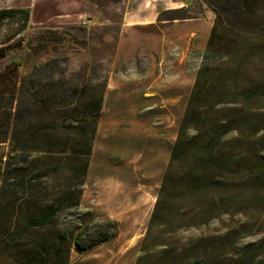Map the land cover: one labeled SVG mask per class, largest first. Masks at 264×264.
Listing matches in <instances>:
<instances>
[{"label":"rangeland","instance_id":"374dc122","mask_svg":"<svg viewBox=\"0 0 264 264\" xmlns=\"http://www.w3.org/2000/svg\"><path fill=\"white\" fill-rule=\"evenodd\" d=\"M237 3L241 12L227 17L221 36L240 41L247 37L249 49H264V0ZM0 6L30 11L25 30L20 22L0 29V96L5 107L11 106L24 77L53 60L54 71L37 72L36 79L56 80L67 96L77 86L104 87L85 177L76 176L78 165L70 151L61 155L30 147L15 151L11 141L0 143L1 184L10 168L9 178L21 176L24 180L19 183H30L31 189L15 201V208H10L13 214L1 216L0 264H21L15 248L40 237L46 238L49 249L59 240L64 242V261L52 259L49 264H138L143 254L140 244L216 24L213 9L203 0H9ZM232 25L235 33L228 36ZM221 58L222 54L216 61ZM244 62L246 84L264 79L261 61L246 54ZM239 102L249 113L264 114V99ZM5 113L0 112V128L8 125ZM143 118L146 130L143 122L136 121ZM261 125L264 129V116ZM256 140L263 161L257 168L264 174V130ZM250 156L254 163L257 156L253 152ZM259 183L246 181L247 206L239 214L169 238L195 246L192 240L197 237L229 231L212 263L264 264V184ZM78 185V206L65 205L53 226L29 232L9 246L4 225L18 229L27 215H38L69 191L77 194L73 187ZM107 223L117 225L115 232L111 230L115 237L83 254L76 251L79 233L88 228L98 231Z\"/></svg>","mask_w":264,"mask_h":264},{"label":"trees","instance_id":"16d2710c","mask_svg":"<svg viewBox=\"0 0 264 264\" xmlns=\"http://www.w3.org/2000/svg\"><path fill=\"white\" fill-rule=\"evenodd\" d=\"M5 1L9 0H0ZM203 1L213 9L217 20L179 127L147 233L140 244L143 254L138 264H214V253L220 251L221 240L230 235L229 231L197 237L192 240L196 242L195 246H192L193 242L179 243L169 236L180 231L199 230L225 216L239 214L247 206L246 181H258L260 186L264 184V174L257 168L258 163L263 162L262 149L256 140L264 130L261 125L264 114L249 113L239 102L264 99V79L246 84L244 62L245 55L251 54L264 67V49L260 45L259 51L249 49L251 39L245 42L247 37L240 41L221 36V30L226 29L227 17L233 18L234 14L241 12L238 0ZM29 21V10L0 6V29L20 22L25 30ZM234 33L232 25L227 35L233 36ZM221 54L222 58L217 62ZM55 63V60L46 62L24 77L8 108L4 106L5 98L0 96V112L6 111L2 115L7 116L5 121L8 124L0 128V143L11 141L15 151L26 152L29 147L53 155L70 151L73 162L78 165L74 167L76 176L81 178L88 171L103 107L104 87L77 86L67 96L56 80L44 83L43 79H36L37 72L54 71ZM42 115L45 119H41ZM68 132L73 133V137L66 136ZM252 152L257 156L254 163L250 156ZM4 173L3 183L0 181V222L3 214L15 208V201L31 191L30 183H19L24 180L21 176L9 178L10 168ZM80 185L73 187L77 194L69 191L63 200L50 204L38 215H27L25 224L18 229L4 225L3 237L9 246L25 238L29 232L53 226L65 205L78 206ZM111 230H117L115 223H107L98 231L90 228L82 231L74 242L76 251L83 254L89 248L109 241L116 236ZM46 243V238L40 237L31 245L26 243L15 248V252L20 253V263L49 264L52 259L63 262L64 242L57 241L52 250Z\"/></svg>","mask_w":264,"mask_h":264},{"label":"crops","instance_id":"0c3cea01","mask_svg":"<svg viewBox=\"0 0 264 264\" xmlns=\"http://www.w3.org/2000/svg\"><path fill=\"white\" fill-rule=\"evenodd\" d=\"M149 104V103H148ZM136 121H138L140 124H142V122H143V124H144V128H145V130H146V126H148L147 124H146V120H145V118H143V119H138V120H136ZM145 134V133H144ZM144 136V135H143ZM144 138V137H143ZM149 138V137H148Z\"/></svg>","mask_w":264,"mask_h":264}]
</instances>
